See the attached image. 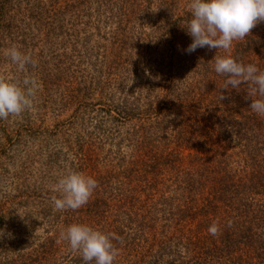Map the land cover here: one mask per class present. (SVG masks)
Instances as JSON below:
<instances>
[{"label": "rangeland", "instance_id": "rangeland-1", "mask_svg": "<svg viewBox=\"0 0 264 264\" xmlns=\"http://www.w3.org/2000/svg\"><path fill=\"white\" fill-rule=\"evenodd\" d=\"M154 1L157 3L148 9L145 17L129 25L132 29L129 40L127 31L118 27V4H108L102 11L98 10L85 24L68 18L46 19L28 35L22 27L26 22L22 10L10 12L17 0H0V6L8 11L6 13L0 8V74L17 80L29 75L39 84L31 111H25L20 117L0 120V206L4 205L6 216L5 228L3 231L0 229V264H9L7 261L17 256L5 251L14 243L9 249L19 246L33 257L35 255L31 253L36 248L47 252L62 248L54 239L61 229L55 225L62 217L54 208L52 197L59 194L51 188L69 169L92 176L97 181V188L85 207L90 212L100 206L103 214L96 218V226L103 228L104 232L107 229L120 232L121 227L123 236L118 240L122 244L118 247L120 254L114 264L134 263V252L131 256L128 254H131L132 244L142 239L140 228H137L141 217L138 218L137 212L140 216L148 211L151 215L153 213L156 223L152 232L156 235L178 229L177 195L178 198L182 195L176 194L172 188L166 194L164 192L169 184L164 183L166 168L174 173L177 163L168 161L166 168L158 167L155 174H147L152 181L140 176L134 181L125 177L132 168L127 163L135 156L132 144L127 140V132L133 124L116 122L112 117L116 112L108 111L113 103L121 106L126 101L134 113L143 112L148 105H153L158 112L167 113L168 110L160 109L162 101L167 100L172 105L177 102V96H185L195 88H201L203 83L213 86V83H208L212 79H205L207 73L201 71L200 64L188 60L178 64L175 60L174 67H159L161 57L155 41L156 18L167 19L170 29L163 25L165 28L160 31L174 32L179 37L177 45L181 46L188 40L187 32L181 29L182 19H191L192 16L187 7L190 0L169 4L168 12L158 8V3L163 2ZM148 41H151L152 48H147ZM13 45L33 58L34 64L26 66L25 72H18L16 65L4 55V50ZM123 46L126 50L122 61L117 66L115 63L111 65L110 60L107 63L105 58L108 55L115 58L114 49ZM230 54H247L257 67H264V21L259 22L243 40L234 41ZM222 85L224 81L213 89ZM205 93L204 99H212L213 96ZM218 108L219 104L215 110L217 117L221 115ZM235 113L243 118L246 116L244 108H240L232 111L227 119L240 118L235 117ZM207 119L206 124H210L212 117ZM255 125L264 130V122L257 121ZM205 128L197 127L199 131ZM223 131L221 127L215 144L206 149L215 148L222 142L227 152L235 149L238 153L243 148L238 138L227 136ZM174 139L169 145L170 150L177 148ZM195 155L196 152L190 150L182 152L181 165L190 167ZM232 160L235 161L234 157ZM157 172L162 174L157 176ZM105 177L111 180L106 182ZM186 197L188 194L182 196V203H187ZM181 210L185 208L181 207ZM57 215L60 217L56 218ZM88 222L92 223V217ZM15 223L19 224L17 230ZM197 225L201 226L199 219L185 231L190 229V234H195L199 232ZM15 232L21 235L15 238ZM22 237L26 239L23 241ZM210 239L201 236L198 247L205 250ZM146 260L153 264H173L176 256L149 257Z\"/></svg>", "mask_w": 264, "mask_h": 264}, {"label": "trees", "instance_id": "trees-1", "mask_svg": "<svg viewBox=\"0 0 264 264\" xmlns=\"http://www.w3.org/2000/svg\"><path fill=\"white\" fill-rule=\"evenodd\" d=\"M148 1L22 0L21 2V0H17V4L13 9H10V12L15 13L22 10L26 16V22L23 23L22 27L30 35L29 33L46 19L68 18L78 21L79 24H85L98 10L102 11L103 7L108 4H118L119 8L116 15L118 27L126 30L129 34L132 30L129 25L138 18L145 17L148 9L157 3L152 2V0L151 2ZM160 1L167 5L158 3V8L160 10L167 9V12L169 4L171 6L178 3V0ZM59 2H61L60 5H58ZM0 8L8 13L4 7L0 6ZM159 19L157 17L154 22L155 41L160 48L158 52L161 57L159 67H163V69L168 66L174 67L175 60L178 61V64L183 60L200 64L201 71L207 73L205 79H212L208 83L211 85L213 83V86L211 88V86H205L203 83L201 88H195V91H191L185 96H177V102L172 105H169L167 100L162 101L160 109L168 110L167 113L156 111L153 105H148L141 113H134L133 107H130L126 101H123L121 106L113 103L114 105L112 104L108 110L109 113L116 112L115 115H112L116 122L129 121L130 124H133L132 129L130 127L127 132V140L132 144L135 156L127 163L132 168L130 174L125 177L134 181L136 177L140 176L152 181L147 174H155L158 167L163 166L164 169L168 161L173 160L177 166L174 173L172 169L166 168L165 176L167 179H164V183L169 184L164 192L166 194L172 188L176 194L179 193L182 196L188 194L187 203H182V196L178 198L177 195L178 219L176 223L178 229L175 232L156 235L152 232L156 223L153 213L151 215L148 211L145 212V215L140 216V213L137 212L138 218L141 217L140 224L137 223V228H140L142 239L132 244L131 249L126 247L131 250V254L128 255L131 256L134 252L133 264H153L146 259L149 257L160 259L169 256H176V261L173 264H264V130H260L255 125L257 121L264 122V116H260L250 109L253 98L248 93L249 84L242 83L239 90L231 88V86L229 89H223L224 85L213 89L217 83L221 85V82L224 81L225 83L227 79V77L218 75L214 71V58L216 55L224 56L228 53L217 49L209 50L207 47L197 48L192 53L183 52V49L188 48L189 44L193 42V38L188 34L186 27L191 19L184 17L181 25V29L187 32L188 46L186 43H180L181 46L177 45L179 37L174 32L169 34L160 31V29L165 28L163 25H167V29H170V26L166 18ZM129 37L131 40L130 34ZM124 45H126V41ZM147 48H152L151 41ZM114 50L117 56L110 58L108 55L105 60L107 63L110 60L111 65L115 63L117 66L123 59L126 47L123 46V48ZM246 55H233V57L245 64L252 63L251 57ZM245 56L248 61H246ZM258 68L264 70V67ZM205 91L207 92L205 93ZM204 93L213 96L212 99H204ZM222 95L225 97L223 100H221ZM217 104H219L217 110H221V115L218 117L215 115ZM240 108H244L246 111L245 118L235 113L234 116L240 118L236 120L233 117L227 119L232 111L235 112L236 109ZM210 117H212L211 123L206 124L208 123L207 118ZM199 126H206V128L199 131L197 129ZM221 127L227 136L234 135L238 138L237 140L243 150L240 149L237 151L238 153H235V149L227 152L222 142L215 148L206 149L207 146L215 144ZM173 138H176L174 140L177 142V148L170 150L169 145H171ZM192 144L198 145L193 146ZM186 150L194 151L196 155L191 161L190 167L184 168L181 165L180 154ZM204 152H208V154L201 155ZM244 154L245 157L241 158ZM232 157L235 161L232 160ZM119 166L121 167V165ZM125 169L123 168V171H126ZM160 173L157 172L156 175H161L162 173ZM170 174H174V176L170 177ZM109 180L111 179H106V182ZM88 204L76 210H59L58 213L61 214L62 219L57 222L55 228L57 226L61 229L54 239L57 240L59 247L62 246L60 250L47 252L36 248L37 250L33 249L31 253L35 255L33 257L19 246L15 249H9L14 243L5 251L10 252L11 255L16 253L17 256L7 263L83 264L80 254L72 251L68 242L60 240L59 237L61 230L74 223L88 224L103 231V228L96 226V218L100 216L99 214H103L100 206L94 207L95 209L89 212L85 208ZM0 207L3 208L0 209V229L3 231L6 216L4 205ZM181 207H184L185 210L182 211ZM59 215L56 218H59ZM89 217H92V223L88 222ZM198 219L201 221V226L197 225L199 232L190 234V229L186 232L185 229L189 225L193 226ZM216 221L219 222L220 231L213 236L209 234L208 229ZM188 222L190 223L188 224ZM60 223L62 224L60 225ZM18 225V223L14 224L15 230H17ZM119 230L120 232L109 231V229L106 231L115 237L113 240L115 246L119 242L117 248L122 244V241L118 239L123 236L121 235L123 234L121 227ZM16 232L14 233L15 238L21 235L16 234ZM201 236L211 238L210 243L206 242L205 246L208 248L205 250L198 247ZM24 239L26 238H21L23 241ZM20 243L22 242L20 241L19 245ZM171 247L174 248V251L171 250Z\"/></svg>", "mask_w": 264, "mask_h": 264}, {"label": "clouds", "instance_id": "clouds-1", "mask_svg": "<svg viewBox=\"0 0 264 264\" xmlns=\"http://www.w3.org/2000/svg\"><path fill=\"white\" fill-rule=\"evenodd\" d=\"M191 20L186 27L193 42L188 53L197 48L223 49L227 55H216L214 71L227 77L223 89L239 90L242 83L250 85L252 97L250 109L264 116V70L255 63L245 64L234 58L230 51L234 41L243 40L251 30L264 21V0H190L187 5ZM4 55L16 65L18 72H25L26 66L34 64L30 54L13 45L4 50ZM39 84L25 75L22 80L0 74V120L20 117L31 111L36 102ZM225 99L224 95L221 100ZM97 188V181L82 172L69 169L51 190L59 195L52 197L56 210H76L88 203ZM209 234L219 233V222H213ZM60 240L67 241L72 251L78 252L83 264H114L120 254L113 240L115 237L84 223H74L60 231Z\"/></svg>", "mask_w": 264, "mask_h": 264}]
</instances>
